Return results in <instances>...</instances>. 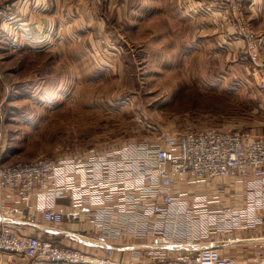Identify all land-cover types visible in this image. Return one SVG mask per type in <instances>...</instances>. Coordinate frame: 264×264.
I'll list each match as a JSON object with an SVG mask.
<instances>
[{
    "label": "rangeland",
    "instance_id": "rangeland-1",
    "mask_svg": "<svg viewBox=\"0 0 264 264\" xmlns=\"http://www.w3.org/2000/svg\"><path fill=\"white\" fill-rule=\"evenodd\" d=\"M9 1L0 0V9L20 14ZM254 1L129 0L122 13L121 0H79L95 20L93 41L106 45L107 34L119 46L105 52L114 53L113 67L86 51L91 36L63 55L32 44L17 50L0 38V164L207 128L263 139L264 11ZM192 3L194 18L185 6ZM202 23L208 30L199 33Z\"/></svg>",
    "mask_w": 264,
    "mask_h": 264
},
{
    "label": "built area",
    "instance_id": "built-area-1",
    "mask_svg": "<svg viewBox=\"0 0 264 264\" xmlns=\"http://www.w3.org/2000/svg\"><path fill=\"white\" fill-rule=\"evenodd\" d=\"M18 14L9 5L0 9L9 29ZM223 181L230 186L217 187L211 199L193 190ZM238 183L245 184L243 193L236 191ZM60 194L99 228L101 241L122 240L124 247L130 240L131 260L116 259L112 244L94 254L52 239L21 237L6 223L0 225V253L46 264H264V235L232 237L264 225V138L207 128L161 141L0 164V199L38 195L43 220L56 227L64 223L55 203ZM227 196L233 203L224 205ZM146 237L151 243L138 242ZM236 241L250 247L242 263L223 252L225 243ZM144 253L150 263L142 261Z\"/></svg>",
    "mask_w": 264,
    "mask_h": 264
},
{
    "label": "crops",
    "instance_id": "crops-1",
    "mask_svg": "<svg viewBox=\"0 0 264 264\" xmlns=\"http://www.w3.org/2000/svg\"><path fill=\"white\" fill-rule=\"evenodd\" d=\"M78 1L79 0H10L9 2H13L19 9V18L14 25V29H8V26L0 28V38L3 39L9 47L17 50H22L25 47L27 49L28 47L31 48L32 44L34 48L45 49V51L48 48H53L56 53L58 52L60 55H63L60 51L63 52L72 49L73 44H87L86 38L91 36L92 41L89 42L91 45L85 47L86 51H89L90 56L94 60L95 56L97 59L99 57V62L96 61L99 66L109 64L110 67H113L117 62L114 53L105 52L109 50L118 52L120 49L119 46L113 38L107 34L106 45H103L99 40L93 41L95 34L93 35V28L90 29V26L95 20L92 14L85 13L84 10L86 8L81 7ZM121 1L122 4L120 7L122 13H125V11H127L126 1L129 0ZM257 1L258 3L256 2L255 4L254 1L252 6H256L261 12L264 11V0ZM123 4H125V10L123 9ZM192 5L193 3L191 6H185L187 15L194 18L195 10L193 14H190V11L191 7L195 8L196 6ZM152 11V7L148 5H145V10H142L146 15H150ZM161 12H166V10L162 9ZM88 17L89 20H87ZM197 19H201V17L198 16ZM207 23H202V25L200 24L197 26V32L203 33L205 30H208V27H206ZM208 25H210V23ZM103 28L104 25L101 30H103ZM15 29H18L19 36H21L20 38L15 37L16 31L13 32L12 37L8 35L9 31L11 34ZM6 30H8V32H6ZM199 33L197 34L199 35ZM42 52L44 53V51H40L39 53L42 55ZM229 186L230 182L228 181H223L220 186H217L216 182H208L204 185L195 187L193 190L201 195H207L208 199H211L213 196L212 194L216 193L217 187ZM235 189L243 193L245 184L238 183ZM42 203L43 201L38 195L28 200H17L6 195L5 198L0 201V225L3 223L11 224L14 232L21 237L35 236L42 239H52L62 247L76 248L94 254H101L105 249V244H112L116 247L114 255L116 259L125 261L131 260V249L127 247L131 241H126L124 247L122 245V240L109 242L101 241V239H99V228L88 221L83 213L72 206V202L66 194H60L56 196L55 199L56 208L64 213V223L61 227L53 226L43 220L44 208L41 207ZM223 203L224 205H229L233 202L231 198L227 196L224 198ZM2 204L7 205L6 208H2ZM261 235H264V225L260 229L252 230L248 233L236 231L232 237L254 238ZM151 241L150 237L138 240L139 243H151ZM223 252L236 259L239 263H242L243 260L249 256L250 247L239 241L225 243ZM142 261L145 263L151 262L146 253L143 254ZM0 264L46 263H42L38 260H28L16 254L0 253Z\"/></svg>",
    "mask_w": 264,
    "mask_h": 264
}]
</instances>
